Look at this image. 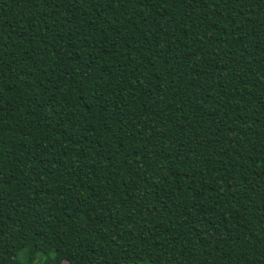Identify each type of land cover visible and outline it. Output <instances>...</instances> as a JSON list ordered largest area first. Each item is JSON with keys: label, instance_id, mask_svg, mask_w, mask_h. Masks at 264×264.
Listing matches in <instances>:
<instances>
[{"label": "trees", "instance_id": "obj_1", "mask_svg": "<svg viewBox=\"0 0 264 264\" xmlns=\"http://www.w3.org/2000/svg\"><path fill=\"white\" fill-rule=\"evenodd\" d=\"M264 264V0H0V264Z\"/></svg>", "mask_w": 264, "mask_h": 264}, {"label": "rangeland", "instance_id": "obj_2", "mask_svg": "<svg viewBox=\"0 0 264 264\" xmlns=\"http://www.w3.org/2000/svg\"><path fill=\"white\" fill-rule=\"evenodd\" d=\"M121 264H152V263L149 262L148 260H145V261H141L139 263H126V262H124V263H121Z\"/></svg>", "mask_w": 264, "mask_h": 264}]
</instances>
